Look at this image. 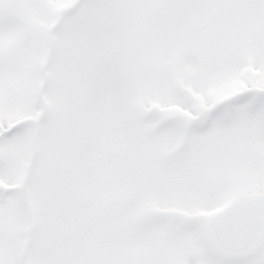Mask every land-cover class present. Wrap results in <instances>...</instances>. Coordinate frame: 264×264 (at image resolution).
<instances>
[{
  "label": "snow or ice",
  "instance_id": "1",
  "mask_svg": "<svg viewBox=\"0 0 264 264\" xmlns=\"http://www.w3.org/2000/svg\"><path fill=\"white\" fill-rule=\"evenodd\" d=\"M0 264H264V0H0Z\"/></svg>",
  "mask_w": 264,
  "mask_h": 264
}]
</instances>
